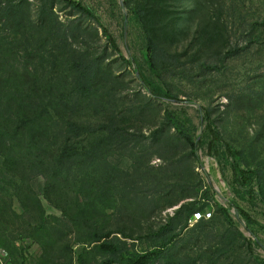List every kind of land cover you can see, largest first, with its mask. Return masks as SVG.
Returning a JSON list of instances; mask_svg holds the SVG:
<instances>
[{
    "label": "rangeland",
    "instance_id": "obj_1",
    "mask_svg": "<svg viewBox=\"0 0 264 264\" xmlns=\"http://www.w3.org/2000/svg\"><path fill=\"white\" fill-rule=\"evenodd\" d=\"M237 1L0 0L7 264H103L94 241L108 233L132 246L120 264L172 237L157 264H264V63L234 54ZM70 2L94 11L118 50ZM149 33L176 62L152 66ZM82 60L97 63L89 96L75 83ZM70 120L116 121L127 139L67 138ZM181 131L201 143L196 156Z\"/></svg>",
    "mask_w": 264,
    "mask_h": 264
},
{
    "label": "trees",
    "instance_id": "obj_2",
    "mask_svg": "<svg viewBox=\"0 0 264 264\" xmlns=\"http://www.w3.org/2000/svg\"><path fill=\"white\" fill-rule=\"evenodd\" d=\"M70 3L74 8L91 18L103 31V34L107 38L109 45L114 50H118L117 43L114 40L113 36L109 33L101 18L94 11L87 9L76 2ZM253 8L254 13L250 16L246 6V0L237 1L235 11L234 54L238 58L243 59L246 57H252L253 61H255L254 63H264V0H253ZM148 52L150 54V62L153 67L159 66L161 68H166L173 62L177 61L176 57L171 56L165 49H163L151 34L148 37ZM96 64L91 63L89 65L88 61L82 60L77 65V70L75 72V83L79 94L89 96L91 93H93L96 71H98ZM204 66L206 68H214L213 65L208 63H204ZM141 81L147 88H149L151 94L156 99L177 100V97L169 91H165L162 88H151L152 85L143 77H141ZM27 99L35 101L36 97L31 95L30 97H27ZM52 118L51 121L57 123L56 120ZM208 130L209 134H211L213 144L221 140V135L216 129L210 126ZM95 132H102L103 134H105L108 141L114 145H121L127 139L126 130L121 127L116 121L101 124L99 127H93L92 125L86 126L70 120L64 123V125L62 126V133H64V136H67V138L70 139H80L85 137L89 133ZM181 134L189 143L194 156H196L198 150L200 149L201 143H197L190 134L184 131H181ZM141 137L145 138V135H141ZM133 138L138 137L133 136ZM211 149L213 148L211 147ZM228 150L232 151V148L228 147ZM62 158L63 159L59 160V163L64 162L65 157ZM240 174L247 176L246 171L241 170ZM196 214H200V219H203V215L200 212ZM110 236L111 233L99 234L95 237L94 242L99 243L100 251L109 256V258L106 259L103 264H120L123 261L124 254L127 255L132 246L128 243V241H120L118 243H115L109 240ZM175 238L176 237H172L168 240L166 239L162 248L164 249L165 247H168ZM162 248L156 252L136 254L135 256H131V259H128V264H157L160 257L162 256Z\"/></svg>",
    "mask_w": 264,
    "mask_h": 264
},
{
    "label": "built area",
    "instance_id": "obj_3",
    "mask_svg": "<svg viewBox=\"0 0 264 264\" xmlns=\"http://www.w3.org/2000/svg\"><path fill=\"white\" fill-rule=\"evenodd\" d=\"M195 217L200 219L201 215L196 214ZM8 260H9V253L4 249H0V264H7Z\"/></svg>",
    "mask_w": 264,
    "mask_h": 264
}]
</instances>
